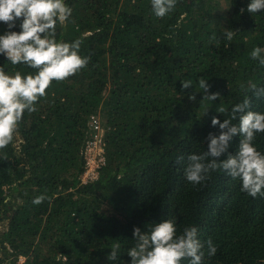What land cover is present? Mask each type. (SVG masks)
<instances>
[{"label": "trees", "instance_id": "trees-1", "mask_svg": "<svg viewBox=\"0 0 264 264\" xmlns=\"http://www.w3.org/2000/svg\"><path fill=\"white\" fill-rule=\"evenodd\" d=\"M65 2L72 16L56 39L82 40L80 55L90 62L54 81L0 150V224L8 219L0 264H17L20 255L22 264H131L134 227L148 231L164 219L176 222L178 235L195 226L202 242L213 240L218 251L203 264H264V198L242 192L241 181L222 170L196 186L184 175L188 155L203 154L209 133L219 135L214 116L231 118L245 98L264 113V99L241 88L264 87V66L249 56L264 48V12L241 15L250 0H178L157 18L151 0ZM228 29L236 32L232 41L224 38ZM8 30L0 22V35ZM0 67L9 75L36 71L3 55ZM201 77L218 100H202ZM93 119L104 127L106 158L85 181ZM240 139L230 142L231 153ZM254 144L264 153V133ZM40 195L50 202L34 205ZM115 240L119 258L109 261Z\"/></svg>", "mask_w": 264, "mask_h": 264}, {"label": "clouds", "instance_id": "clouds-1", "mask_svg": "<svg viewBox=\"0 0 264 264\" xmlns=\"http://www.w3.org/2000/svg\"><path fill=\"white\" fill-rule=\"evenodd\" d=\"M178 0H151L152 11L157 18H164L175 10ZM72 8L65 0H0V22L8 27V31L0 35V55L6 57L12 65L24 64L35 69L34 74H22L16 71L9 75L0 67V150L13 143L19 124L25 112L37 111L36 104L47 96V90L54 81L62 82L76 75L87 67L90 57L81 56L83 41L77 39L71 43L58 41L57 27L64 26L72 16ZM254 16L264 12V0H250L247 8H241ZM20 20V31H12ZM224 38L232 41L236 32L228 29ZM211 41L219 44L215 34ZM252 60L264 66V48L256 46L249 53ZM183 89L192 86L191 81H181ZM204 95L202 100L210 102L221 97L219 92L209 94L211 85L205 77L198 81ZM256 99H264V87L249 82L247 88ZM196 100V94L188 97ZM252 100L245 98L231 110V118L221 123L213 117V127L219 126L220 133H209L207 150L203 154H189L184 175L193 186L200 185L211 178L218 170L229 177L241 181V191L250 197L264 198V153L254 144L256 135L264 133V113L251 110ZM218 113H224V107H217ZM206 114V113H205ZM238 120V123L233 121ZM240 136V143L235 154L229 151L230 142ZM183 159L182 157L180 158ZM50 198L45 195L33 199L34 205L42 204ZM198 228L188 226L182 234H177L176 222L164 219L155 223L148 231L134 227L133 239L127 256L131 264H182L189 260L190 264H203L204 257L215 256L218 249L211 238L202 242L198 238ZM121 244L115 240L108 255L109 261L119 258Z\"/></svg>", "mask_w": 264, "mask_h": 264}, {"label": "built area", "instance_id": "built-area-1", "mask_svg": "<svg viewBox=\"0 0 264 264\" xmlns=\"http://www.w3.org/2000/svg\"><path fill=\"white\" fill-rule=\"evenodd\" d=\"M92 123V122H91ZM94 135L88 140L85 156L87 159V168L83 174L86 181L89 177H95L101 164L105 162L106 150L104 142V127L97 119H93Z\"/></svg>", "mask_w": 264, "mask_h": 264}, {"label": "rangeland", "instance_id": "rangeland-1", "mask_svg": "<svg viewBox=\"0 0 264 264\" xmlns=\"http://www.w3.org/2000/svg\"><path fill=\"white\" fill-rule=\"evenodd\" d=\"M7 224H8V219L4 220L0 224V229H3V230L6 229L7 228ZM24 260H25V256L24 255H20L19 259L17 260V264H22Z\"/></svg>", "mask_w": 264, "mask_h": 264}]
</instances>
